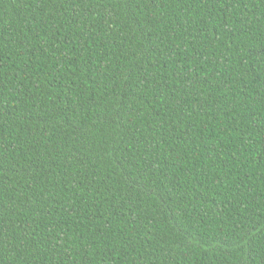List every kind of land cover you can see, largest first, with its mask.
<instances>
[{"label":"trees","instance_id":"1","mask_svg":"<svg viewBox=\"0 0 264 264\" xmlns=\"http://www.w3.org/2000/svg\"><path fill=\"white\" fill-rule=\"evenodd\" d=\"M0 264H264V0H0Z\"/></svg>","mask_w":264,"mask_h":264}]
</instances>
